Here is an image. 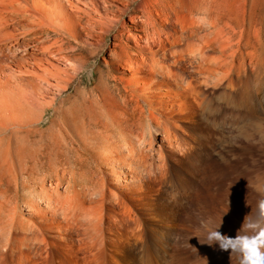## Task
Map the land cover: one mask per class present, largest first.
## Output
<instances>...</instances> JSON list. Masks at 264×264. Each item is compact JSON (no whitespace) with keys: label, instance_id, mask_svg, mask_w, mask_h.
I'll list each match as a JSON object with an SVG mask.
<instances>
[{"label":"rangeland","instance_id":"obj_1","mask_svg":"<svg viewBox=\"0 0 264 264\" xmlns=\"http://www.w3.org/2000/svg\"><path fill=\"white\" fill-rule=\"evenodd\" d=\"M142 3L152 7L154 17L163 21L170 32L180 31L184 23L188 25L187 18L202 19L205 6L224 8L236 20L234 29L238 31L233 36L236 41L232 38L231 44L225 43L226 52L236 48L239 41L257 44V29L264 38V0ZM32 4V0H0V264H76L69 252L78 253L82 264L84 252L109 256L117 252H173L184 264H216L211 257L220 251L200 243L205 239L202 221L234 235L245 217L257 216L259 204L264 201V193L253 183L264 173V111L244 120L248 107L232 100L240 98L238 87H227L236 92L229 98L223 93L226 86L203 85L196 93L178 91L176 87L170 90L168 86L160 90L153 83L161 129L169 125L187 137L192 152L171 150L162 134L153 131L151 138L146 134L156 151L152 172L143 171L137 178L130 169L115 167L119 178L110 184L113 192L108 195L92 193L88 188L84 193L76 190L74 180L79 181L86 170V161H80L77 152V132L88 119L78 92L97 87V95H106L102 101L106 111L118 110L121 106L106 91L111 82L109 75L117 70L105 63L110 60L108 51L93 53L97 42L79 28L78 39L74 40L77 57L81 63H88L68 90L57 91L40 83L37 76L22 72L19 66L41 56L25 27V10L28 12ZM51 25L63 33L59 25ZM109 42L113 44V37ZM159 44L169 48L168 42ZM231 54L228 60H232ZM166 55L167 61L173 62V56L168 52ZM176 68H182L197 82L199 75L187 61H180ZM156 80L164 81L160 76ZM7 83L17 87L11 94L4 90ZM37 83L45 95L35 97L33 85ZM68 203L97 204L100 221L76 220L67 209ZM226 261L219 264H234Z\"/></svg>","mask_w":264,"mask_h":264},{"label":"bare ground","instance_id":"obj_2","mask_svg":"<svg viewBox=\"0 0 264 264\" xmlns=\"http://www.w3.org/2000/svg\"><path fill=\"white\" fill-rule=\"evenodd\" d=\"M32 1V8L28 12L25 10L27 17L25 27L32 36L34 48L41 52V56H34L33 62L19 66L22 72L37 76L39 82L41 80L57 91L68 90L88 63L86 61L81 63L77 57V45L74 44V40L78 39L79 28L88 38L97 42L93 53L108 51L110 60L105 63L117 70L116 74L109 75L111 82L106 91L107 95L116 100L119 107L121 106L118 110L106 111L102 102L106 95H97V87L84 88L78 92V100L87 110L88 119L84 125L82 124L84 130L77 132V152L80 161H86V170L82 171L80 175L82 178L79 181L74 180L73 185L76 190L80 189L83 192L88 188L92 193L101 192L103 196L108 195L113 192L110 184L118 182L119 176L115 167H126L137 178L142 177L143 171L152 172L153 156L156 151L152 139L147 141V133L150 134V138L153 131L162 134L163 140L168 143L171 150L180 148L185 152L191 151L193 146L187 137L177 134L166 124L161 129V120L156 114L158 107L153 83H156L160 90H166L165 87L168 86L170 90L176 87L177 90L196 93L203 85L226 86L223 88V93L229 98L236 92H230L227 87H238L240 98L234 97L232 100L241 101L248 107L244 116L240 115V117L243 116L245 120L264 111V38L261 37L259 29H254L257 33V44H240L239 39V45L231 49L232 60H228L231 51L226 52L225 43L229 44L232 38L235 40L233 36L238 31L234 29L236 20L226 14L224 8L205 6L202 19L191 17L190 21L187 18L188 25L184 23L180 31L170 32L167 31L163 21L154 17L152 7L150 5L145 7L142 0H55L54 3L47 0ZM52 23L59 25L63 33L54 29ZM260 29L262 30V27ZM109 37L114 39L112 45ZM161 42L164 44L168 42L169 48L166 44V46L160 45ZM166 52L173 56V62L167 61ZM180 61H187L193 67L199 75L197 82L193 77H187L182 68L177 70ZM156 76L162 77L164 81L156 80ZM40 83H37V86L33 85L35 97L45 95ZM7 84L8 88L4 90H8L11 94L17 87ZM167 94L162 95L168 96ZM8 96L10 98V95ZM15 96L17 98L18 95ZM161 131L163 133H160ZM262 175L257 176L259 180L256 179L257 181L253 183L257 184V189L264 193ZM75 193L77 196L80 194V192ZM97 208L98 205L92 203L67 206L72 217L80 221L88 220V223L101 218ZM165 217L163 216V219ZM165 223L163 222L164 225ZM67 254L76 259V264H82L78 253ZM83 258L85 264H184L183 259L173 252H117L111 256L104 252H84ZM211 259L216 264L221 260L238 264L237 257L233 255L230 258L227 252H217Z\"/></svg>","mask_w":264,"mask_h":264},{"label":"clouds","instance_id":"obj_3","mask_svg":"<svg viewBox=\"0 0 264 264\" xmlns=\"http://www.w3.org/2000/svg\"><path fill=\"white\" fill-rule=\"evenodd\" d=\"M205 239L201 244L213 247L214 250L235 255L238 264H264V201L259 204L255 218L245 217V221L234 235L221 231V226L212 227L202 221Z\"/></svg>","mask_w":264,"mask_h":264}]
</instances>
